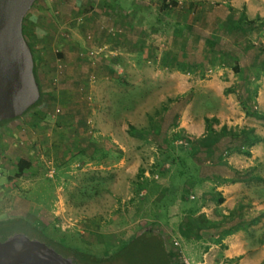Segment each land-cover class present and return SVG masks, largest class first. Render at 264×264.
Masks as SVG:
<instances>
[{"label": "rangeland", "instance_id": "rangeland-1", "mask_svg": "<svg viewBox=\"0 0 264 264\" xmlns=\"http://www.w3.org/2000/svg\"><path fill=\"white\" fill-rule=\"evenodd\" d=\"M67 4L91 16L85 18L83 30L100 25L121 29L132 42L146 45V75L161 71L163 76L155 86L146 84V95H123L138 92L135 68L126 69V77L107 75L109 81L90 84L92 71L84 66L76 95H56L54 85L50 90L55 95H42L23 120L29 127L49 129L43 133L45 147H27L31 136L26 129L16 130L15 121L0 124V222L22 219L65 249L96 258L127 248L134 238L158 237L174 254L171 264H198L200 248L195 253L191 246L181 251L179 242L172 245L183 227L166 228L160 222L163 217L156 223L144 217L150 203L160 201L167 191L176 192L174 200L182 199L187 207L205 206L202 212L210 222L226 219V230L256 216V237L264 236V0H69ZM253 20L256 23L249 24ZM205 118L218 120L212 122L214 132L202 131ZM223 125L227 131L220 130ZM50 126L72 127L71 140L87 141L89 155L78 165H67L64 175L57 146L49 143L64 138L51 134ZM245 133L249 141L244 140ZM253 136L260 139L254 145ZM112 139L123 146L118 151L125 162L117 163L114 172L90 165ZM92 143L103 148L92 152ZM47 148L52 155L46 156ZM19 162L28 167L16 178ZM194 170L203 179L197 194L190 182L172 179ZM180 212L174 210V215L186 217ZM37 238L25 231L0 242V248L49 249L27 242ZM144 255L139 252L136 258ZM204 261L234 264L219 255Z\"/></svg>", "mask_w": 264, "mask_h": 264}, {"label": "crops", "instance_id": "crops-1", "mask_svg": "<svg viewBox=\"0 0 264 264\" xmlns=\"http://www.w3.org/2000/svg\"><path fill=\"white\" fill-rule=\"evenodd\" d=\"M68 2L69 0H37L23 19V34L33 52L35 72L42 95H55L50 90L54 85H58L56 95H76L79 91L78 87L83 82L82 73H84L85 67L92 71L91 76H88L90 84L100 80L105 81V79L109 81L110 79L107 75L118 74L126 77L128 72L126 69L135 68L132 71V75L136 77L138 92L131 93L128 91V93L123 95H146V84H154L155 86V84L160 83L159 78L163 76V72H151L147 76L144 71L147 66L146 45L132 42L130 34L123 33L121 29L116 30L100 25L96 26V28L92 27L89 31L83 30L85 18L92 19L91 16L78 13V8H73L67 4ZM67 8L72 10H67ZM160 67L163 69V66ZM150 78L154 79L151 80ZM28 114L26 113L12 120L16 122L15 129L27 130L26 132L31 136L27 147L32 145L34 148L39 147V145L47 146V140L45 141L43 133L45 134L49 129L43 130L39 125H31L30 127L32 128H30L29 123L24 124L23 120ZM67 125L68 122L66 121L64 126ZM70 128L72 127H59L57 130L50 126L51 134L57 133L62 136V139L64 138L57 141L56 144L52 143V140L49 142L53 146H57V161H59L60 169L61 167L63 169L61 172L63 175L67 172V165L72 162L78 165V162L89 155L86 150L87 141L82 143L79 139L71 140L69 132L72 130ZM204 128L205 125H203L202 131ZM106 144L105 150L101 149L103 148L102 145L91 144L92 152L95 150L97 152V149L101 150L97 152L100 153L98 160L95 163L89 162V164H96L99 167L95 168L114 172L113 168L116 164H122L126 160V157H122L120 151H118V146L119 148L123 146L116 143L114 139ZM47 149L49 151L50 148ZM116 151L119 154L116 155ZM52 154L49 151L46 156ZM110 177L113 176L110 175ZM172 179L174 181L190 182L192 193L194 192L195 194H197V190L203 182V179H200L195 170L192 171L191 175L180 174L173 176ZM108 181L106 182L107 186L111 184L112 180L110 183ZM96 183L99 182L96 180ZM176 187V189L179 188L178 186ZM103 190L101 189V191ZM164 195L165 197L160 199V201L150 203L149 214L144 217L147 221L155 223L160 217H163L164 220L160 222L164 223L166 228L183 227V229L178 228L179 230L176 233L180 236L179 239L177 238L179 242L178 248L182 247V251L187 246H191L194 252L200 248L201 261H203L198 264H206L204 261L206 256H208L210 261L211 256L215 258V255H219L220 258L229 262H234V264H264V236L260 239L256 237V234H258L257 228H259L256 216H251L248 221L242 220L239 226L230 227V229L226 230V219L222 222L208 221L206 214L202 212L205 206L194 207L189 205L187 207L182 199L181 201L174 200L177 199L176 192L171 194L166 191ZM175 207L178 212L181 211L180 213L186 217L175 216L174 210H177ZM45 209L47 208L45 207ZM185 220L188 221L186 222ZM155 223L153 225H156ZM30 224L33 225L32 223ZM221 224L222 226H220ZM33 226L36 228L35 225ZM216 226L218 228H215ZM184 227H188L190 229L189 232H184ZM217 229L218 231L215 232L214 230ZM249 244L250 247H246ZM216 249L220 251L216 252Z\"/></svg>", "mask_w": 264, "mask_h": 264}, {"label": "water", "instance_id": "water-1", "mask_svg": "<svg viewBox=\"0 0 264 264\" xmlns=\"http://www.w3.org/2000/svg\"><path fill=\"white\" fill-rule=\"evenodd\" d=\"M36 1L0 0V122L22 116L40 97L33 54L23 34V19ZM58 258L0 248V264H67Z\"/></svg>", "mask_w": 264, "mask_h": 264}, {"label": "trees", "instance_id": "trees-1", "mask_svg": "<svg viewBox=\"0 0 264 264\" xmlns=\"http://www.w3.org/2000/svg\"><path fill=\"white\" fill-rule=\"evenodd\" d=\"M256 18L259 19L260 17L257 16ZM256 20H253L251 22L249 21V24L256 23L255 22ZM33 72H34L36 81L39 86L40 97L37 103H35L32 107H30L23 115L28 113V111L32 110L34 107L38 106L42 99L41 87H40V84L38 82L36 72H35V63L33 67ZM12 120L13 119L5 120V121H2L0 124L7 123ZM212 122L219 123L216 118H205L204 119L205 130L207 132L209 131L214 132V130L212 129ZM220 130L227 131V126L223 125ZM244 140L245 141L250 140L247 137L246 133L244 134ZM253 140L254 141H251L252 145L257 143L260 139L258 136H253ZM27 167H28L27 163L19 162L17 165V172L15 173V177L16 178L21 177V175L23 174L24 170ZM222 200L223 199H219V203H222L223 202ZM25 231L27 232L30 231L33 234L37 235L38 238L35 241L46 245L54 254L58 255L59 257L71 260L73 264H171V258L174 256L173 253L167 251L162 239L158 237L150 238V237L143 235V236L134 238L133 242L127 248L122 249L116 252L115 254H111L105 258H96V257L77 253L71 250L70 248L65 249V247L59 245L55 241L50 240L46 238L45 236L41 235V233L36 228H34V226L31 225L30 223L24 222V220L18 219V218L0 222V242H7L11 238L18 236V235L23 236V233H25ZM139 241H144L145 243H143L141 247L136 246L134 248H130L134 246V244L138 243ZM139 252H145V255L140 259L136 258L137 253Z\"/></svg>", "mask_w": 264, "mask_h": 264}, {"label": "flooded vegetation", "instance_id": "flooded-vegetation-1", "mask_svg": "<svg viewBox=\"0 0 264 264\" xmlns=\"http://www.w3.org/2000/svg\"><path fill=\"white\" fill-rule=\"evenodd\" d=\"M1 123V122H0ZM27 242L29 243H36L38 244L39 242L37 241H32V240H28ZM40 244V243H39ZM15 250H18V251H27V252H30L31 254H38V253H45L51 257H56L58 258L59 256L54 254V253H51L49 252V250H45V251H38V250H35V249H32V248H16ZM61 260L65 261L67 264H73V262L69 259H65V258H61L59 257ZM58 258V259H59ZM45 264H48V263H45Z\"/></svg>", "mask_w": 264, "mask_h": 264}, {"label": "built area", "instance_id": "built-area-1", "mask_svg": "<svg viewBox=\"0 0 264 264\" xmlns=\"http://www.w3.org/2000/svg\"><path fill=\"white\" fill-rule=\"evenodd\" d=\"M154 178L157 179L158 176L156 175V176H154ZM172 242H173V244H172L173 246H178V241L173 240ZM184 262H185V264H188L186 261H184Z\"/></svg>", "mask_w": 264, "mask_h": 264}]
</instances>
